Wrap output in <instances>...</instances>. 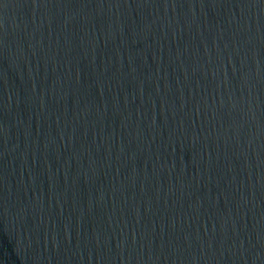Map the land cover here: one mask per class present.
<instances>
[{
  "label": "water",
  "instance_id": "water-1",
  "mask_svg": "<svg viewBox=\"0 0 264 264\" xmlns=\"http://www.w3.org/2000/svg\"><path fill=\"white\" fill-rule=\"evenodd\" d=\"M0 264H264V0H0Z\"/></svg>",
  "mask_w": 264,
  "mask_h": 264
}]
</instances>
